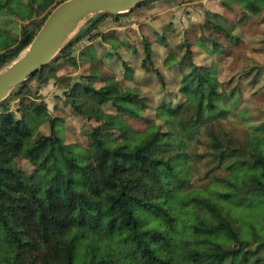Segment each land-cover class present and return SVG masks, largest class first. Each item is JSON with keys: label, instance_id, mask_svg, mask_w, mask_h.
Segmentation results:
<instances>
[{"label": "trees", "instance_id": "obj_1", "mask_svg": "<svg viewBox=\"0 0 264 264\" xmlns=\"http://www.w3.org/2000/svg\"><path fill=\"white\" fill-rule=\"evenodd\" d=\"M61 1L0 0V8L21 22L18 43L0 52V69L32 40ZM150 1L155 0H143L125 14L97 15L11 94L31 79L44 84L57 68L55 61L62 57L70 62L69 50L104 18L118 20ZM232 2L251 15L264 12V0H222L228 8ZM144 54L141 65L146 68L148 49ZM184 57L189 71L180 72L177 92L184 100L176 105L163 98L150 111L133 94L111 95L106 87L82 83L72 87V97L83 93L96 101L97 106L88 107L93 114L107 104L153 128L133 146L119 141L122 128L116 133L103 124L88 132V145L79 151L56 133L53 120L48 135L33 138L31 122L15 118L5 106L11 94L0 103V251L10 254L0 264H264V224L257 220L264 210V154H249L220 124L232 110L240 113L237 87L226 89L229 83L218 78L214 63H193L190 50ZM153 72L163 87V75L156 68ZM93 78L88 75L87 81ZM136 99L140 106L130 109ZM72 104L81 112L73 98ZM30 114L40 123L48 117L47 107L33 103ZM242 118L249 123L248 138L264 146V123ZM202 129L213 169L227 174L210 172L199 189L191 186L195 158L188 144ZM43 147L47 152L35 162ZM18 155L28 158L29 170L13 164ZM243 221L246 227L239 224ZM243 230L248 238H242Z\"/></svg>", "mask_w": 264, "mask_h": 264}, {"label": "rangeland", "instance_id": "obj_2", "mask_svg": "<svg viewBox=\"0 0 264 264\" xmlns=\"http://www.w3.org/2000/svg\"><path fill=\"white\" fill-rule=\"evenodd\" d=\"M230 4L231 8L224 6L222 0H155L118 20L104 18L69 50L70 62L58 58L54 63L57 68L49 73L44 84L40 85L36 79L29 80L19 93L17 90L11 94L5 106L15 118L25 117L31 122L33 138L37 134L48 135L49 120H53L56 133L75 151L88 145V132L98 124L113 130L122 128L119 141L133 146L149 137L153 128L148 129L136 117L107 104L101 106V112L93 114L88 107L90 103L97 106L96 101L83 93L72 97V87L82 83L95 89L106 87L111 95L133 94L146 107H152L150 111L163 98L176 105L184 100L177 88L180 72L189 71L184 56L190 50L193 63L216 65L218 78L229 83L226 89L237 87L238 104L235 107L240 113L232 110L220 124L239 145L247 148L249 154L262 155L263 144L248 138L249 123L242 117L248 115L253 123H264V12L251 15L238 4ZM96 17L86 22L78 34ZM20 23L19 18L5 7L0 8V52H8L18 43ZM28 24L31 26L32 22ZM181 42L184 43L181 45ZM145 49L150 53L146 68L141 65ZM121 60L126 62L131 73L126 74ZM154 68L163 75V87ZM88 75L96 78L89 83ZM225 92L224 89L221 94ZM72 98L75 105H80L81 112L73 106ZM38 102L46 105L48 115L40 123L30 114L32 104ZM134 102L129 104L130 109L140 106L137 99ZM207 141L202 129L188 144L195 158L191 186L199 189L206 184L210 172L221 176L227 174L223 168L213 169L215 162L207 152L210 151ZM46 152L47 147L38 149L34 161L39 162ZM12 162L16 167L30 169L28 158L22 155L12 158ZM263 217L264 210L257 217L261 225L264 224ZM239 224L246 227L244 221ZM248 236V231L243 230L242 238ZM3 260L9 261L10 254L0 251V262Z\"/></svg>", "mask_w": 264, "mask_h": 264}, {"label": "water", "instance_id": "obj_3", "mask_svg": "<svg viewBox=\"0 0 264 264\" xmlns=\"http://www.w3.org/2000/svg\"><path fill=\"white\" fill-rule=\"evenodd\" d=\"M143 0H63L46 16L32 40L0 69V103L26 79L55 59L92 17L131 12Z\"/></svg>", "mask_w": 264, "mask_h": 264}]
</instances>
